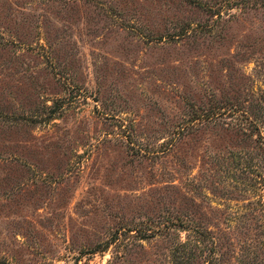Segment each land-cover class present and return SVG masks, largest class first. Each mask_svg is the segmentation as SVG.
Returning <instances> with one entry per match:
<instances>
[{"label": "rangeland", "instance_id": "obj_1", "mask_svg": "<svg viewBox=\"0 0 264 264\" xmlns=\"http://www.w3.org/2000/svg\"><path fill=\"white\" fill-rule=\"evenodd\" d=\"M228 1L0 0V264H168L135 234L177 210L240 238L263 141L184 123L223 100L264 119L262 0Z\"/></svg>", "mask_w": 264, "mask_h": 264}, {"label": "trees", "instance_id": "obj_2", "mask_svg": "<svg viewBox=\"0 0 264 264\" xmlns=\"http://www.w3.org/2000/svg\"><path fill=\"white\" fill-rule=\"evenodd\" d=\"M184 1L193 8L210 15L219 16L222 10L230 8L228 0ZM246 2L248 1L243 0L238 3ZM261 6L264 7V0L259 6L251 4L248 8L258 9ZM196 26H190V23L181 25L177 34L195 30ZM198 31L204 32L205 30L199 29ZM240 106L241 103H235V101H217L214 106L207 109H192L184 123L194 126L207 120L217 118L223 120L229 116L233 117L232 125L237 131L246 135V138H251L253 133L251 129L255 131L258 138L263 141L261 151L264 153V133L260 131V128L264 127V119L256 115L251 116V112L243 110ZM252 159L253 157H251V163H255L256 166L260 164ZM254 181L259 183L262 180ZM261 183L264 184V182ZM256 196L255 201L251 202V218L247 217L248 213L243 212L242 218L244 219L241 221L245 224L239 225V228L243 230L239 232L240 238L233 243L229 238H224L223 233L210 229L202 221H196L193 209L177 210L178 212L161 224L158 223L151 228H138L135 235L139 239H145L154 234L161 236L167 243L165 248L168 264H264V199H262V194L256 193ZM128 227L122 226L124 229L122 231H130Z\"/></svg>", "mask_w": 264, "mask_h": 264}]
</instances>
